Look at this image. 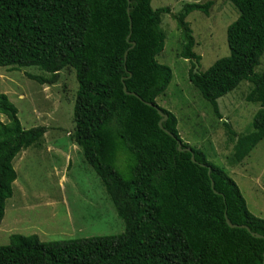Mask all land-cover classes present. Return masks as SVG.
<instances>
[{"label":"trees","instance_id":"obj_1","mask_svg":"<svg viewBox=\"0 0 264 264\" xmlns=\"http://www.w3.org/2000/svg\"><path fill=\"white\" fill-rule=\"evenodd\" d=\"M227 1L238 11L226 27L229 53L203 71L186 17L194 10L208 16L213 0L187 2L173 18L181 35L179 56L190 63L188 79L216 117L222 118L219 97L243 80L251 85L245 99L259 103L251 130L236 136L225 123L234 138L230 161L238 164L264 137V68L255 70L264 53V0ZM163 13H171L170 7L152 8L151 0H0V66H36L50 73L29 75L41 84L73 68V139L124 223L118 234L52 241L13 233L0 245V264H264V238L228 226L225 213L263 236L264 218L248 210L222 166L181 139L175 114L157 103L172 79V69L156 59L164 47ZM123 83L140 98L126 94ZM145 102L168 115L163 126L173 136L159 127L160 115ZM0 113L8 119L0 120L1 222L17 178L12 161L47 128H23L16 106L2 92ZM177 142L189 150L178 151Z\"/></svg>","mask_w":264,"mask_h":264},{"label":"rangeland","instance_id":"obj_2","mask_svg":"<svg viewBox=\"0 0 264 264\" xmlns=\"http://www.w3.org/2000/svg\"><path fill=\"white\" fill-rule=\"evenodd\" d=\"M205 1L151 0L152 8L171 9V13L161 14L165 39L156 59L172 69V79L156 100L175 114L181 139L201 148L209 161L222 166L239 186L248 210L264 218V137L241 163L233 164L230 161L233 137L225 126L227 122L236 136L251 130L259 103L245 99L250 83L243 80L218 98L220 119L189 81L190 63L179 56L181 35L173 14L187 2ZM237 15V9L227 0H213L208 16L199 10L187 15L196 42L194 51L201 56V71L229 53L226 27ZM263 68L264 53L255 70L260 72ZM29 75L50 77V73L36 66L17 69L0 66V92L16 106L23 128L38 125L47 128L36 144L21 150L12 161L17 178L0 222V245L8 244L13 233L35 234L40 241L121 233L122 219L73 139V106L78 88L75 71L69 66L62 68L54 83L41 84ZM0 120L8 119L0 113Z\"/></svg>","mask_w":264,"mask_h":264},{"label":"water","instance_id":"obj_3","mask_svg":"<svg viewBox=\"0 0 264 264\" xmlns=\"http://www.w3.org/2000/svg\"><path fill=\"white\" fill-rule=\"evenodd\" d=\"M127 1H128V3L130 2V0H127ZM129 11H130V8L127 7V12H128V14H129ZM130 26H131V23H130ZM129 36H130V34L127 35V37H126L127 40L129 39ZM134 45H135V42L132 41V42H131V46H130V48L133 47ZM126 55H127V50H126L125 53H124V59H126ZM197 70H198V64L195 63V67H194V69H193V72H197ZM129 75H130V74H129ZM123 80H124V79L122 78V81H123ZM123 91H124L126 94H132V95H135L136 97L140 98L136 93L128 91L127 88H126V85H125L124 83H123ZM145 103L148 104V105H150V106H153V107L156 108L158 114H159L160 117H161L160 120L158 121V125H159V127H160L165 133H167L168 135L173 136L172 133H171L168 129L164 128V126H163V122H165V121L167 120L168 115H167L166 113H164V112H163L160 108H158L156 105L152 104L151 102H145ZM176 148H177V150L180 151V152H181V151H188V150H189V148H184V147H182V146H181V142H177V147H176ZM190 158H191V160H192L193 162H196L193 153H191V157H190ZM207 172H208V174L210 175V172H211L210 168H208V171H207ZM210 179H211V177H210ZM211 187H212V189H213V191H214L215 193H218V192L214 189V182H213L212 179H211ZM225 221H226V223L228 224V226H230V227L245 228V229L248 230L253 236L264 238L263 235H261V234H259V233H256V232H254V231H251V229H250L247 225H245V224H236V223H232V222L228 219L226 213H225Z\"/></svg>","mask_w":264,"mask_h":264},{"label":"crops","instance_id":"obj_4","mask_svg":"<svg viewBox=\"0 0 264 264\" xmlns=\"http://www.w3.org/2000/svg\"><path fill=\"white\" fill-rule=\"evenodd\" d=\"M219 98H220V97H219ZM217 100H218V99H217ZM217 103H218V102H217ZM238 164H239V163H238ZM4 217H5V213H4L3 219H4ZM3 219H2V221H3ZM2 221H1V222H2Z\"/></svg>","mask_w":264,"mask_h":264}]
</instances>
